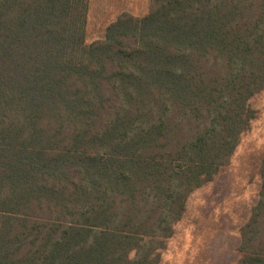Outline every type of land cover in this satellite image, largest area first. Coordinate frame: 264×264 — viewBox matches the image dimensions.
I'll return each instance as SVG.
<instances>
[{"label": "trees", "instance_id": "obj_1", "mask_svg": "<svg viewBox=\"0 0 264 264\" xmlns=\"http://www.w3.org/2000/svg\"><path fill=\"white\" fill-rule=\"evenodd\" d=\"M0 0V264H159L264 88V0ZM236 264H264V152Z\"/></svg>", "mask_w": 264, "mask_h": 264}, {"label": "rangeland", "instance_id": "obj_2", "mask_svg": "<svg viewBox=\"0 0 264 264\" xmlns=\"http://www.w3.org/2000/svg\"><path fill=\"white\" fill-rule=\"evenodd\" d=\"M150 0H89L86 40L102 37L118 15L141 17ZM255 117L240 137L229 163L187 198L174 234L165 241L159 264H236L240 228L250 216L260 187L264 152V88L249 99Z\"/></svg>", "mask_w": 264, "mask_h": 264}]
</instances>
